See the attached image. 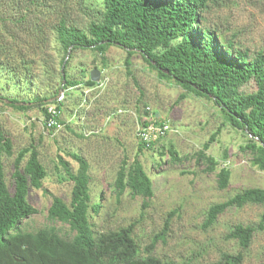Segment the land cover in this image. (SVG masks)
Segmentation results:
<instances>
[{"label": "rangeland", "instance_id": "1", "mask_svg": "<svg viewBox=\"0 0 264 264\" xmlns=\"http://www.w3.org/2000/svg\"><path fill=\"white\" fill-rule=\"evenodd\" d=\"M50 5L36 8L29 0H0V45L7 44L8 54L15 59L21 53L35 61L32 76L20 74L19 81L6 82L0 74L1 97L30 100L36 92L31 82L39 88L37 85L44 83V70L50 69L53 76L59 72L61 52L50 29V15L64 14L69 23L84 29L98 18L102 9L101 0H51ZM204 16L205 24L217 29L221 41H231L250 57L259 51L264 54V0H211ZM22 17L24 20L19 21ZM41 39L44 43L39 45ZM126 55L123 48L110 45L105 52L106 67L101 71L100 83L86 86L83 82L93 65L97 69L102 66L100 56L88 49L70 52L68 78L81 83L63 90L61 125L54 130L43 127L37 107L17 110L0 102V130L13 143V154L3 160L6 182L9 183L14 167L13 157L29 145L35 147L48 174L42 187L31 188L28 194L29 202L39 212L22 223H28L30 230L39 229L47 224L46 210L54 197L69 202L72 183L60 180L54 166L60 156L76 171L78 162L68 155L74 153L89 164L91 199L102 197L101 210L93 219L95 231L115 230L135 222L133 238L143 257L214 264L226 253L241 254L238 264H264V224L262 229L258 228L264 205L246 203L228 207L214 223L203 227L209 206L247 188L264 189V169L252 164L248 149L240 148L246 143V135L225 123L210 99L185 94L175 83L159 78L138 53L126 65ZM60 83L63 85V80ZM88 88L91 91L87 92ZM254 89V82L250 81L240 91L249 93ZM147 120L164 121L170 131L154 141L153 150L138 154L153 189L148 205L142 207L141 197L126 193L116 201L111 184L119 160L126 155L131 161L137 153L141 141L137 128ZM217 128L220 131L206 152L231 171L223 189L217 186L215 172H205L204 165L197 163L193 155ZM162 145L165 148L172 145L186 158L175 162L169 161L168 155L160 157L157 150ZM171 211L174 214L164 230ZM236 224L255 228L244 250L236 239L228 237ZM162 232L163 239H158L149 251L153 238Z\"/></svg>", "mask_w": 264, "mask_h": 264}, {"label": "trees", "instance_id": "2", "mask_svg": "<svg viewBox=\"0 0 264 264\" xmlns=\"http://www.w3.org/2000/svg\"><path fill=\"white\" fill-rule=\"evenodd\" d=\"M29 2L36 8L46 4L47 8L51 6V0ZM210 2L101 0L102 9L98 18L91 20L84 29L69 23L64 14L50 15V29L61 52L59 72L53 76L50 69L44 70V83L38 84L39 88H35L31 82L36 92L30 100L0 96V102L17 110L37 107L42 116L48 118L47 105L54 104L60 111L62 104L57 103L54 96L61 86L65 90L81 83L68 78L66 68L70 57L63 66L69 47L71 51L88 49L96 52L102 62L99 68L102 71L106 67L107 48L117 45L126 51V65L130 57L138 53L159 78L175 83L185 94L210 99L219 108L225 123L243 131L246 143L240 148L248 149L252 164L264 169V54L259 51L250 57L246 50L234 47L231 41H221L217 29L205 24L204 14ZM24 18H19V21ZM43 43L41 39L39 45ZM0 48V74L6 82L19 81L20 74L32 76L34 58L17 52L15 59L8 54L7 44H1ZM62 66L65 77L63 85L60 83L63 80ZM93 66L97 68V65ZM53 77H57V80L54 81ZM250 81L254 82V91H240ZM83 84L93 86L96 83L88 75ZM142 123L146 124L147 121ZM219 131L220 128H217L193 155L197 163L204 165L205 172H215L217 186L223 189L228 185L231 171L206 152ZM153 143L140 141L131 161L126 155L119 160L111 184L116 201L126 193L131 197H141L142 207L148 205V200L153 196L152 180L138 154L153 150ZM158 148V155H168L169 161L179 162L186 158L180 156L172 145ZM12 154V140L0 130V264H191L190 261L176 263L160 260L152 255L140 256L133 238L135 222L115 230L95 231L93 219L101 210L102 197L98 196L95 201L91 199L89 164L74 153L68 155L78 162L76 171H72L69 163L60 156L54 166L60 180L72 183L69 202L54 197L46 210L47 224L36 230L28 229V223L22 221L39 212L28 200L29 191L31 188H41L48 174L35 147L29 145L13 157L14 167L7 183L3 160ZM246 203L264 205V189L247 188L224 202L209 206L203 227H209L228 207H241ZM173 214L174 211L168 214L164 230ZM263 224L264 214L258 228L262 229ZM254 231V227L236 224L228 237L236 239L244 250ZM163 236L164 232L156 235L148 250H152ZM240 261L241 254L223 253L214 264H238Z\"/></svg>", "mask_w": 264, "mask_h": 264}, {"label": "built area", "instance_id": "3", "mask_svg": "<svg viewBox=\"0 0 264 264\" xmlns=\"http://www.w3.org/2000/svg\"><path fill=\"white\" fill-rule=\"evenodd\" d=\"M100 83V79L96 82L95 85ZM94 86V85H93ZM92 88H88L86 91H91ZM64 99V91L60 90L56 98L54 100L57 103H60ZM148 108V107H146ZM47 113L49 115L48 118L41 117L42 125L45 129L54 130L59 128L61 125L60 122V111L56 109L54 104H49L46 107ZM170 131L169 125H167L164 121L158 120H147L146 124L141 123V126L137 128V135L142 142L149 144L150 142H154L157 139L163 137L166 133Z\"/></svg>", "mask_w": 264, "mask_h": 264}, {"label": "water", "instance_id": "4", "mask_svg": "<svg viewBox=\"0 0 264 264\" xmlns=\"http://www.w3.org/2000/svg\"><path fill=\"white\" fill-rule=\"evenodd\" d=\"M70 52H71V47H69L68 51H67V54H66V57H65V60L63 62V66L65 64V61L69 58V55H70ZM63 66H62V69H61V72H62V79H63V82L65 80V77H64V72H63ZM100 76H101V71L97 68H92L90 71H89V78L92 82H98L99 79H100ZM60 90H63L62 86L60 88Z\"/></svg>", "mask_w": 264, "mask_h": 264}]
</instances>
